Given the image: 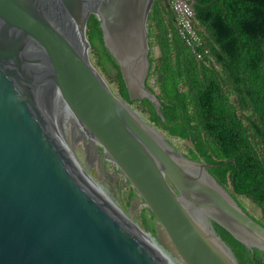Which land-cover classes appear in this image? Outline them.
Returning a JSON list of instances; mask_svg holds the SVG:
<instances>
[{
  "label": "water",
  "instance_id": "95a60500",
  "mask_svg": "<svg viewBox=\"0 0 264 264\" xmlns=\"http://www.w3.org/2000/svg\"><path fill=\"white\" fill-rule=\"evenodd\" d=\"M153 2L0 0V264H175L172 247L184 264H238L213 223L264 254V226L209 173L231 161L175 149L88 58L92 14L129 100L165 122L146 86Z\"/></svg>",
  "mask_w": 264,
  "mask_h": 264
},
{
  "label": "trees",
  "instance_id": "16d2710c",
  "mask_svg": "<svg viewBox=\"0 0 264 264\" xmlns=\"http://www.w3.org/2000/svg\"><path fill=\"white\" fill-rule=\"evenodd\" d=\"M197 2L194 27L212 59L208 66L196 59L180 36L165 0H154L147 18L150 68L146 86L157 95L165 122L148 100H129L119 68L103 45L99 21L92 14L86 38L90 51L102 60L99 64L114 69L119 97L128 105L138 103L148 121L168 138L187 141L185 156L212 165L231 161L209 173L234 199L242 196L256 205L259 219L237 201L264 226V0ZM153 48L156 56H152ZM150 78L154 79L151 85ZM135 196L131 190L127 197ZM140 219L155 233L157 221L147 208ZM213 227L238 264H264L262 252L247 249L215 223Z\"/></svg>",
  "mask_w": 264,
  "mask_h": 264
},
{
  "label": "rangeland",
  "instance_id": "374dc122",
  "mask_svg": "<svg viewBox=\"0 0 264 264\" xmlns=\"http://www.w3.org/2000/svg\"><path fill=\"white\" fill-rule=\"evenodd\" d=\"M151 53H152V56H156L157 50L155 48H153ZM88 58H89L90 62L92 63V65L96 68V70L101 74V76L107 82V84L110 87V89L114 92L115 95H117L119 97L117 86H116V82L114 80V73H115L114 69H112V67L110 65H108V64H105V65L99 64V61H102V60L92 51L88 52ZM103 67H105L106 70H104ZM148 83L150 85L153 84L154 83V79L150 78L148 80ZM130 106L141 116L142 119H144L146 122L151 124L148 121L147 113L144 112L141 109V107H140V105L138 103H132ZM158 130H160V129H158ZM163 134L166 136L168 141L171 143V145L175 149H177L178 151H180L184 155L187 154V147L189 146V143L187 141H180V140H177V139H170V138L167 137V135L165 133H163ZM238 200L245 207V209L247 210V212L250 215H252L256 219H259V209L257 208L256 205L251 203L249 200L243 198L242 196H238ZM169 254L172 257V259H173L175 264H184V262L179 257V255L176 253V251L174 250L173 247L170 249Z\"/></svg>",
  "mask_w": 264,
  "mask_h": 264
},
{
  "label": "built area",
  "instance_id": "2783aa9c",
  "mask_svg": "<svg viewBox=\"0 0 264 264\" xmlns=\"http://www.w3.org/2000/svg\"><path fill=\"white\" fill-rule=\"evenodd\" d=\"M174 13L178 32L186 45L192 49L196 59L206 66L212 63L208 50H203L202 39L194 27V11L188 0H165ZM202 49V51H201ZM216 67V66H215Z\"/></svg>",
  "mask_w": 264,
  "mask_h": 264
},
{
  "label": "flooded vegetation",
  "instance_id": "af4514ba",
  "mask_svg": "<svg viewBox=\"0 0 264 264\" xmlns=\"http://www.w3.org/2000/svg\"><path fill=\"white\" fill-rule=\"evenodd\" d=\"M93 146L96 147V145H93ZM98 148L100 149V147H98ZM96 152H100V154L97 153V155H98V157H99V160H100L101 165H104V164H105V159H106V157L103 155L101 149H100V150L97 149ZM236 199H237V200H236ZM236 199H235L236 201L240 202V201L238 200V197H237ZM155 228H156V230H157V227H155Z\"/></svg>",
  "mask_w": 264,
  "mask_h": 264
}]
</instances>
